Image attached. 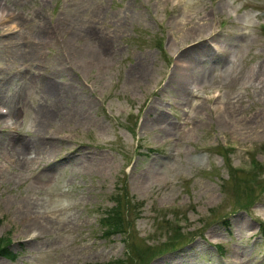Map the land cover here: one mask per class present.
I'll use <instances>...</instances> for the list:
<instances>
[{"label": "rangeland", "instance_id": "1", "mask_svg": "<svg viewBox=\"0 0 264 264\" xmlns=\"http://www.w3.org/2000/svg\"><path fill=\"white\" fill-rule=\"evenodd\" d=\"M0 142V264H264V0H0Z\"/></svg>", "mask_w": 264, "mask_h": 264}, {"label": "trees", "instance_id": "2", "mask_svg": "<svg viewBox=\"0 0 264 264\" xmlns=\"http://www.w3.org/2000/svg\"><path fill=\"white\" fill-rule=\"evenodd\" d=\"M125 221H126V218H125ZM100 226L103 229V233L104 234L108 233L109 234L108 236L122 235L123 228H124V216L122 214H115L113 217L107 216L106 218H102ZM10 245H11V241L9 240V238L8 239L0 238V256L14 261L16 260L17 255L10 251L9 249ZM132 250L135 252L137 251L136 248L135 250L134 249ZM130 251L128 252V256H130L131 254ZM144 251L145 250L137 251V254L142 253ZM131 259L134 261V263L139 262L140 264H143V261L140 258H138V256L131 258Z\"/></svg>", "mask_w": 264, "mask_h": 264}, {"label": "bare ground", "instance_id": "3", "mask_svg": "<svg viewBox=\"0 0 264 264\" xmlns=\"http://www.w3.org/2000/svg\"><path fill=\"white\" fill-rule=\"evenodd\" d=\"M43 32L45 33V34H47V31H46V29L45 28H43ZM59 88V87H58ZM62 89H64V87L62 88ZM62 89H60V90H62ZM52 91V90H51ZM54 91V90H53ZM65 92V91H64ZM55 93V92H54ZM69 93V92H68ZM71 93V92H70ZM58 94H60L61 95V97L62 96H66V94L65 95H62L63 93L62 92H60V93H58ZM71 95V94H70ZM58 97H59V95H58ZM72 101V100H71ZM78 103V102H77ZM2 142V141H1ZM0 142V143H1ZM23 142V141H22ZM31 142V141H30ZM41 142V141H40ZM16 143V142H15ZM18 143H20V142H18ZM42 143H43V141H42ZM41 143V144H42ZM21 144V143H20ZM29 144H31V143H29ZM39 144V143H38ZM40 145V144H39ZM10 146H11V144H10ZM13 146V145H12ZM18 146V145H17ZM22 146V145H21ZM41 147H39V146H37L36 144H35V146H33V145H31V146H26V147H24L27 151H29V153H31L33 156H34V159H36V160H40V159H42V158H45L46 156H47V154L49 153V152H51V149H50V147L49 146H47V145H40ZM23 147V146H22ZM21 149V148H20ZM83 168L85 167V166H82ZM34 209V208H33ZM37 227H38V225H37ZM38 229V228H37ZM40 229V228H39Z\"/></svg>", "mask_w": 264, "mask_h": 264}]
</instances>
